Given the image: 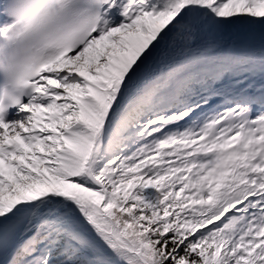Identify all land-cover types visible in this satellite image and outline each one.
Segmentation results:
<instances>
[{
    "label": "snow or ice",
    "instance_id": "6c2138e0",
    "mask_svg": "<svg viewBox=\"0 0 264 264\" xmlns=\"http://www.w3.org/2000/svg\"><path fill=\"white\" fill-rule=\"evenodd\" d=\"M0 264H264V0H0Z\"/></svg>",
    "mask_w": 264,
    "mask_h": 264
}]
</instances>
